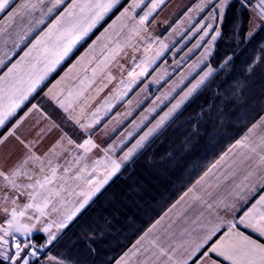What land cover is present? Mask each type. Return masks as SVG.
I'll return each mask as SVG.
<instances>
[{
    "label": "snow or ice",
    "instance_id": "snow-or-ice-1",
    "mask_svg": "<svg viewBox=\"0 0 264 264\" xmlns=\"http://www.w3.org/2000/svg\"><path fill=\"white\" fill-rule=\"evenodd\" d=\"M124 2L0 0V13L8 21L0 24V70L7 69L0 75V129H6L0 134V145L14 138L24 149L14 164L0 170V264H40L41 254L63 243L60 234L90 210L96 203L94 198L110 182L123 177L125 185L119 196L102 206L81 227L73 242V247L79 245L85 251L84 259L75 264H97L103 245L119 234L116 225L121 209L127 207L124 202L136 204L142 198L143 176L138 168L158 171L181 155L186 159L205 142L211 144L224 128L246 119L257 108L264 110V84L257 87L259 81H253L258 72L260 81H264V38L258 40L264 34V0H199L185 12L190 25L185 35L198 37L189 53L203 48L198 62L190 66L193 71L200 68L198 78L193 77L195 82H189L186 90L177 93L179 99L171 97L174 87L156 98L161 103L170 97L175 100L170 107L165 105L167 111L161 109L163 115L157 113L159 118L153 117L154 123L148 115L142 116L119 147L109 145L102 150V159L89 162V153L100 150L91 139V130L103 119L97 108L83 122L70 117L85 137L82 142L68 138V147L57 151L62 137L43 156L38 155L35 142L25 141L17 134L24 120L17 118L18 113L30 103V97L110 13H120L113 25L125 18L133 21L130 35L125 45L116 43L105 60L92 68L93 77L100 64L107 65L123 47L131 46L133 39L148 41L150 38L141 33L165 0H131L128 7H124ZM136 9L143 12L138 19ZM150 47L149 44L144 49L145 53ZM168 47L160 42L155 54L139 63L133 57L128 79L120 81L121 89L112 99L123 100L140 78L149 75V68ZM17 56L19 59L14 60ZM162 78L156 77L152 82L158 83ZM186 78L182 77L181 83ZM113 79L108 76L109 82ZM58 103L66 112L72 107L71 101ZM113 107L111 100L106 101L104 115ZM157 107L148 112L156 113ZM32 110L40 109L32 104L29 112ZM176 136L180 137L178 148L157 159L159 148ZM223 163L228 164L226 170L210 182L209 176L215 175L214 170ZM258 190L264 192V116L252 123L245 135L180 197L177 204L184 201V211L178 212L176 219L168 217L166 225L161 222L168 214L160 217L133 246L131 254L142 257L138 264H264V194L250 202ZM21 199L27 201L22 206ZM53 214L56 218L39 229L45 236L38 243L32 239L36 224ZM22 218L30 222H22ZM127 257L126 253L114 264H127ZM44 258L49 264H65L67 259L60 253ZM101 264L113 262L106 260Z\"/></svg>",
    "mask_w": 264,
    "mask_h": 264
},
{
    "label": "rangeland",
    "instance_id": "rangeland-1",
    "mask_svg": "<svg viewBox=\"0 0 264 264\" xmlns=\"http://www.w3.org/2000/svg\"><path fill=\"white\" fill-rule=\"evenodd\" d=\"M129 1L130 0H126V2L124 3V7L128 5ZM16 2L17 0H14V3ZM122 2H124V0H122ZM121 11H123V8L121 9ZM136 13L143 14L140 9H136ZM114 14L115 15L106 23V25L117 14L120 13L115 12ZM3 16H5V14L0 13V17L3 18ZM107 18L108 17H106L105 20ZM103 23L104 21L102 22V24ZM99 26H97V28ZM119 31L120 28L118 27L109 30L108 33L109 34L118 33ZM82 44L83 42L80 45ZM80 45H78L77 48L80 47ZM87 47L88 45L60 73H58L60 67L64 64V62L68 58L64 62H62L60 66L57 67L55 72L50 73L48 78L41 85L40 89L37 90V93H34L33 97H30V103H26V106H24L22 110L18 113L17 118L24 117V120L21 126L19 127L17 134L20 135L21 138L24 139L25 141H34L35 150L38 155L43 156L46 152L49 151V149L52 148L54 144H56L58 141H61L62 137H64V140L61 146L57 148V151H61L62 148L68 147L67 144L68 138H71L78 143L82 142L83 138L85 137L82 134L81 130L79 129L78 125H76L74 123V120L70 119V117L81 118L83 122L84 117L90 118L91 114L95 112L97 108L101 110L100 115L103 117V119L101 120L100 125L95 126L91 130L92 132L91 139L100 146V150L94 149L91 153H89V157H90L89 162L95 159H102L104 156L102 150L109 145H113L111 144L109 133L106 134V132L104 131L106 129V127L104 126L105 125L108 126V124L111 123V120L116 114H118L119 116L123 115L124 117L125 114L124 111L126 110V107L129 104L128 102L129 100H127L129 94H131L132 91L137 88L138 84H135L132 87V90L128 92V94L124 97L123 100H114L112 99V97L116 93H118L121 89L120 81L111 84L109 83V81L105 80V77L110 73H112V75H115L116 72L119 71L118 69H120L118 66H114V68L117 71H114V69L109 68L106 72H104L105 68H102L104 74L98 81L95 82L94 77L92 75L93 73L92 72L93 64H92L91 66L85 68L82 75L80 74L83 77L82 78V80H84L83 83L81 82V80L79 81V79H81L80 76L74 79L73 70H72L73 63L79 58L81 53H83L87 49ZM76 49H74L73 53L76 51ZM95 49L96 48H92V50L94 51ZM15 59H19V57L18 56L14 57V60ZM5 71H7L6 68L0 70V75H2L3 72ZM56 72L58 74L56 75L57 77L55 78L53 76L55 75ZM121 72L122 71L120 69V73L118 72L120 74V80L123 79L126 81L127 77ZM52 78L55 79L52 80ZM253 81H259V80L256 79ZM42 88L43 91L39 96L38 93L39 91L42 90ZM102 89H104L103 93L100 94L99 91ZM70 92L72 93V97H69ZM81 92L83 94L79 95V93ZM36 95L38 97H36ZM97 95L99 96L98 100L100 101L98 102L95 109H93L91 102ZM34 97L35 99H33ZM109 100H111V102L115 105V107H113L112 110L108 112L107 115H104L105 102ZM58 101H64L65 103L71 101L72 107L66 112L63 108L59 106ZM32 104L38 105L40 110L39 111L32 110L31 112H29V109H31ZM54 110H56L59 113L58 116L54 112ZM81 110H83V114H81ZM25 113H27V116H25ZM103 127L104 129H102ZM1 130L2 129H0V131ZM206 145L207 143L205 142L204 144L201 145L200 148H198L195 151V153H193L191 156H188L186 159L182 155L181 158L178 159V161L173 166H169V167L165 166L164 168H161L158 171L153 169H148L146 167L138 168V171H140L143 176V179L140 181V183L144 187V191L141 193L142 198H138L136 204H129L127 201L124 202L125 204H127V207L121 209L120 215L118 216L119 223L116 225V228L119 227L125 220H127L129 216L139 212L142 209V204L150 202L152 196L155 195V193L159 189H161V186L165 182L167 181L169 182L173 179H176L179 172L185 169L187 166H189ZM23 151L24 149L22 148V146L19 145V143L14 138H10L6 144L0 145V170H5L8 167H10L12 164H14L21 156ZM180 183L181 182H179L178 184L180 185ZM124 185H125V180L123 177H121L120 180L115 181V183L110 182V184L106 186V189L102 190V194H99L97 198H94V200H96V203L91 206L90 210H86L85 214H82L76 222H74L72 225H70L68 229L65 230V232H62L60 234L64 238L63 243H60L57 247H54L51 250V252L45 250V253L41 254L40 263L49 264L47 259H45L44 257L46 255H55L57 253H60L62 256L67 258L65 264H75V261L84 259L85 257L84 250L79 251L81 246L78 245L76 246V248L71 247L69 249H67V247L71 246L73 239L75 241L76 236L81 232V227L84 224H86L91 218H93L97 214V211L102 206L106 207L109 202L113 201L114 198L119 196L120 192L124 189ZM25 202L27 201L21 199L20 201L21 206ZM28 214L29 215L32 214L31 210H29ZM55 218H56L55 214H53L51 217H42L41 222L36 224V230L34 231L32 239H34L38 243L43 242V237L45 236V234L40 232L39 229L42 228L44 226V223L48 222L49 219H55ZM22 222H30V221H27L26 218H22ZM16 235L19 240L21 241L24 240L23 236H20L19 234Z\"/></svg>",
    "mask_w": 264,
    "mask_h": 264
},
{
    "label": "crops",
    "instance_id": "crops-1",
    "mask_svg": "<svg viewBox=\"0 0 264 264\" xmlns=\"http://www.w3.org/2000/svg\"><path fill=\"white\" fill-rule=\"evenodd\" d=\"M148 2L149 0H146V3ZM198 2L199 0H165V3L160 5L156 12L153 13L154 18H150V23L146 25L145 30L141 33L142 36L150 38L148 41H144L137 37L131 41V46L123 47V50L120 51L118 56H116L114 59H109L107 65L100 64V67L98 68L97 73L94 76L95 82L98 81L103 76L104 72H106L109 68L114 69V71H117L114 66H118L122 71L121 73H123L128 79L127 72L132 67L133 57H135L136 62L139 63L140 60L153 56L155 52L159 49L160 42H163L169 46L168 49L164 52V54L159 59H157L156 62L149 68V75L140 78V80L136 83L138 84L137 88L133 90L131 94H129L127 100H129L128 102L130 103L124 111V117L123 115L119 116L118 114H114L115 116H112L113 119L111 120V123L108 124V126H104L106 127V129L104 130L106 134L109 133L111 144L117 145L119 147L120 142L125 140L128 132L134 130V124H138L142 116L148 115L149 119L152 120V122L154 123L155 120H153L152 118L155 117L156 119H158L159 115H163V111H167V107H165V105L170 107L171 103L175 102V100H172L171 97L179 99L177 93H180L181 89L186 90V86H190L189 82H195L193 77H196V73L200 71V68H196L195 71H193L190 66H193L198 62L203 48L194 49L191 53H189V49L193 47L198 37L193 36L189 38V36L185 35L187 28L190 27V25L187 23V16L185 15V12L189 6H194V3ZM130 3L131 0L129 1L128 5ZM128 5L126 7H128ZM144 10H146V8ZM118 15L119 14H117L105 27H103V29L96 35V37L88 44L87 49L83 53H81L79 58L73 63L72 70L74 79L80 76L81 79H79V81H84L82 80L83 77L81 75L83 74L85 68L91 66L92 64L93 67H96L97 64L100 63V61L105 60L106 55L111 53V51L115 48L116 43H119L121 46L125 45L126 41L129 38V28L131 27L133 21L128 20V18H125L124 20L117 21L113 25V21H116V17ZM139 15L142 14H137V19ZM0 24H7V16H3V19L0 20ZM124 24H128L129 27H123ZM109 25H113V27L109 30L119 27L120 31L118 33L111 34H109L108 32L105 33L104 30L108 28ZM149 44L151 45L150 50L145 53L144 49L148 47ZM106 45L107 48L105 47ZM92 48H96L95 51L92 50ZM177 61H179V66H177ZM201 67H203V65H201ZM102 68H105L104 72ZM120 69H118L119 73ZM137 71H139V69H137ZM118 72H116L115 75H112V73L109 74L114 77V79L109 83L112 84L114 82L121 81L120 74ZM109 75L105 77L106 81H108ZM156 77L163 78L160 79L158 83L152 82ZM182 77H187L183 80V83H181ZM145 85H147V88H145ZM173 87L175 88V91L171 93V97L169 98V100H164L163 103L157 101V97L169 92L170 89H172ZM104 89L100 90L99 93H103ZM98 95L91 102L93 109H95L98 102L100 101L98 100ZM156 105H159V107L156 108V113H149L148 109L156 107ZM161 109H163V111ZM129 111L132 112V115L128 117L127 113ZM157 113L159 115H157ZM261 116H264V113ZM259 118L256 119L255 122H257ZM145 123H147V121H145ZM104 127L102 129H104ZM113 129H115V131H113ZM247 130L240 137H238L231 145H233L237 140L243 137ZM231 145L227 148L225 152L228 151ZM128 146H130V144ZM225 152H223L220 156H222ZM220 156L213 163H215L220 158ZM230 162L231 160L229 159L228 163ZM227 166V163H223L218 170H214L215 175H210L208 180L210 182L213 181L216 175H219L220 172L226 170ZM208 168L193 182L190 187H188L183 192V194L189 188L195 185L196 181L204 175ZM183 194H181L179 198L175 200L173 204H171L170 207L167 208L159 216L157 220H159L160 217L165 216V213L168 214V216L165 217V220L161 222V225H166L168 223V217L176 219V214L178 212L184 211V201H181L180 204H177V201L180 200V197L183 196ZM261 194H264V192L258 190L257 193L254 194V198L251 199L250 202L254 203L255 199H258L259 195ZM185 199L188 200V198ZM188 202L190 203V200H188ZM173 205H176V208L173 209ZM169 209H172V211L169 212ZM155 222L152 223L144 231V233L147 232L148 229L153 224H155ZM144 233L141 236H143ZM141 236L132 244L131 247H129L121 255L124 256L126 253L128 254L127 264H138V262L142 259L139 254L132 255L130 251L133 249V246L136 245L137 241L140 240ZM73 242L71 246L67 247V249L71 247L76 248L73 247ZM80 250L82 251L84 250V248L81 246L79 251Z\"/></svg>",
    "mask_w": 264,
    "mask_h": 264
},
{
    "label": "trees",
    "instance_id": "trees-1",
    "mask_svg": "<svg viewBox=\"0 0 264 264\" xmlns=\"http://www.w3.org/2000/svg\"><path fill=\"white\" fill-rule=\"evenodd\" d=\"M125 3V2H124ZM115 14H110L108 18L101 24L87 39L83 42L80 47L64 62L60 67L58 73L65 69L76 57L77 55L92 41V39L103 29L106 23ZM264 38V34L258 37V40ZM57 72L53 77H57ZM55 78H52L55 79ZM260 81V73L253 80ZM51 80V81H52ZM50 81V82H51ZM260 84H264V81H260ZM43 91H39L40 96ZM36 97H38L36 95ZM35 99V97L33 98ZM32 99V100H33ZM54 112L59 115V113L54 110ZM264 110L257 108L253 111L250 116L241 121L234 122L230 127L224 128L220 135L217 136L211 144H207L203 150L197 155L194 161L187 166L185 169L179 172L176 179L165 182L161 189H159L155 195L152 196L150 202L142 204V209L129 216L119 227L118 235H114L113 239H110L105 245H103V253L97 258V264H101V261L110 260L114 263L143 233L144 231L155 222L159 216L170 207L175 200L179 198L183 192L190 187L193 182L223 153L227 148L240 137L249 126L256 121L262 114ZM10 126V125H9ZM6 132V129H2L0 134ZM180 143V137L176 136L171 141L164 143L162 147L159 148V152L156 153V157L159 158L168 151H175ZM182 156V155H181ZM176 161L168 164L167 166H173ZM178 179V180H177ZM179 182H183L180 185ZM144 205V206H143ZM41 264V263H40Z\"/></svg>",
    "mask_w": 264,
    "mask_h": 264
}]
</instances>
